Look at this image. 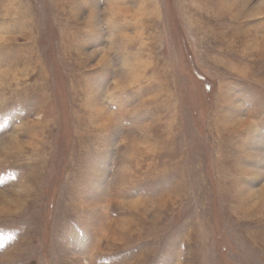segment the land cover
Instances as JSON below:
<instances>
[{"label":"rangeland","instance_id":"rangeland-1","mask_svg":"<svg viewBox=\"0 0 264 264\" xmlns=\"http://www.w3.org/2000/svg\"><path fill=\"white\" fill-rule=\"evenodd\" d=\"M5 2L0 264H264V208L240 199L264 169V0H143L138 43L112 56L151 67L107 132L87 109L112 69L85 51L133 26L81 22L106 0ZM232 112L258 127H224ZM122 133L147 147L122 156Z\"/></svg>","mask_w":264,"mask_h":264},{"label":"clouds","instance_id":"clouds-1","mask_svg":"<svg viewBox=\"0 0 264 264\" xmlns=\"http://www.w3.org/2000/svg\"><path fill=\"white\" fill-rule=\"evenodd\" d=\"M145 5L143 0H106L103 6H93L83 14L81 22L85 25L93 23L97 17H103L104 24L112 25L115 23L130 24L133 31H121L118 33L109 32L104 36L106 43L102 46L95 47L85 51L87 57L94 58V63L87 69L95 71L97 69H112V76L109 83L103 91L105 93V102H101L88 107V111L100 119L93 124V128L97 131L107 132L116 123L115 100L117 97L128 90L139 89L144 86L145 75L148 68L151 67L148 61H121L119 65H114L111 44L113 41L119 40L124 44L138 43V38L142 35L139 26L143 20ZM13 10L11 3L0 0V14L8 16ZM9 37L0 35V43H6ZM7 72V69L4 70ZM234 103L241 107L237 102ZM224 127L235 130L237 133H246L258 127L256 117L250 112L238 114L236 112L228 113V118L223 122ZM116 148H126L128 151L121 152L122 156H131L140 148H145L144 144L136 136L129 133H122L116 141ZM251 153L256 151L249 150ZM248 157H256L254 155ZM246 171L241 175L240 180L245 177H251L260 181L256 187H248L247 191L241 196V203L248 204L250 209L257 207L264 208V169H256L245 167Z\"/></svg>","mask_w":264,"mask_h":264}]
</instances>
